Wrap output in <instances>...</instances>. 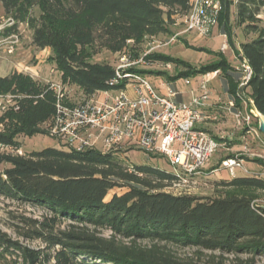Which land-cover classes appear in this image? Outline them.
Masks as SVG:
<instances>
[{
    "label": "trees",
    "instance_id": "16d2710c",
    "mask_svg": "<svg viewBox=\"0 0 264 264\" xmlns=\"http://www.w3.org/2000/svg\"><path fill=\"white\" fill-rule=\"evenodd\" d=\"M217 1L222 6L218 26L229 48L252 70L243 89L250 91L255 109L264 116V0ZM193 2L0 0L5 15L15 20L40 8L42 19L33 29V45L50 49L62 83L76 86L86 98L120 89L128 81L110 85L116 69L93 61L100 51L128 52L130 44L168 35L175 19L186 16ZM233 14L234 27L246 35L255 34L239 48L231 25ZM216 56L218 63L194 74L220 71L230 77L234 69L221 53ZM143 60L149 66L184 67L181 60L157 52ZM186 77L191 76L179 73L169 79ZM6 93L15 104L0 115V148L7 150H0V198L46 212L37 219L20 220V235L43 243L45 249L24 247L0 231V263L14 259L22 264H185L172 248L232 255L233 264H255L264 257V206L242 194L264 192L263 178L214 180L216 187L228 193L217 198L198 197L173 192L176 184L187 179L182 174L126 163L124 155L130 150L104 153L47 147L20 155V136L49 135L44 127L56 114V94L50 85H40L18 72L0 77V94ZM231 95L240 102L235 91ZM216 111L205 108L204 122L211 123ZM13 118L20 120L18 128L10 126ZM116 188L126 191L107 200ZM104 230L110 235L104 236ZM222 257L217 264H223ZM210 260L215 263L214 256Z\"/></svg>",
    "mask_w": 264,
    "mask_h": 264
},
{
    "label": "rangeland",
    "instance_id": "374dc122",
    "mask_svg": "<svg viewBox=\"0 0 264 264\" xmlns=\"http://www.w3.org/2000/svg\"><path fill=\"white\" fill-rule=\"evenodd\" d=\"M261 17L264 19V11ZM41 19L42 12L38 7L31 9L24 19L15 20L13 17L5 15L4 9L0 4V77L11 75L14 72L22 73L40 85L62 84L68 94L66 103L73 104L85 100L86 97L79 88L62 83L61 75L51 59L53 56L51 50H41L33 45V29ZM175 22V25L170 26L168 35L150 38L143 44H130L128 52L113 54L102 50L95 56L93 61L109 63L116 69L123 64L122 57L127 52L125 54V64L131 63V66L127 68L135 72L146 73L142 75L161 96H168L167 84H170L173 89L182 92L175 98V102L190 104L194 99L191 94L192 91L197 97L201 95L198 80L196 79L201 74L195 75L194 73L218 63L220 60L216 56L217 53L223 55L234 71L231 72L228 78L223 74H219L216 79L210 82L208 85L210 98L204 102L205 106L200 107L201 113L205 111V108H211L217 110L218 115L211 119V123L204 122L196 125V128L204 129L210 132L211 135L218 137V139L221 137L223 140L219 141L222 147L199 174L192 177L189 176L173 190L175 194L217 198L222 194L228 193V191L216 187L214 180L232 178L228 170L222 167L223 160L229 156H237L245 160L244 165L248 172L244 173L242 170H237V177L257 176L264 179V166L257 161L261 160L264 162V133L259 130V121L253 114L255 109H253L251 104L250 91L243 89V86H241V77L244 74L237 54L231 47H228L225 51L222 50L224 45H228L226 36L219 26L217 25L208 36H200L195 33L185 32L186 28L182 17L176 18ZM231 25L235 26L234 14L231 18ZM234 31L237 48H239L241 43L250 42L255 38V34L246 35L241 28L234 27ZM174 36H176L175 40L168 44ZM13 46L14 51L9 53L10 47ZM148 46H164L157 48L155 52L181 60L184 63V67L175 65L149 66L144 64L142 58L149 49ZM179 73H186L194 78L191 86L185 85L184 79L176 81L169 79L174 78ZM231 91H235L239 95L240 102L233 98ZM9 98H12V95L7 93L0 94V103L6 102ZM234 112H241L245 118L249 115L251 116L248 126L253 130L252 132L249 133L247 131V125L239 127L236 124V119L233 116ZM1 114L2 112L0 111ZM20 124L18 118L11 119L10 126L12 128H18ZM19 141L21 142L22 148L20 152L22 154L41 151L47 147H66L64 143L49 135L20 136ZM95 149L103 152L101 142L97 144ZM0 150L7 151L1 148ZM120 157L123 158L122 155ZM124 160L129 164L149 165L173 171L166 158L149 156L137 149L126 152ZM125 191V188H116L110 192L107 200H110L114 194L120 195ZM242 194L253 198L255 204L264 206V192L252 191L243 192ZM43 215H46V212L42 209L22 206L11 200L0 198V231L6 233L10 239L24 247L32 250L45 249L43 243L27 240L20 235L23 230V225L20 223L21 218L37 219ZM102 233L104 236L110 235L108 230H104ZM147 244V242L143 243V245ZM172 249L177 258L185 264H210L211 256L215 257L214 264L221 261L219 258L221 256H223V264H233L234 256L232 255L198 251L196 248ZM198 252L201 254H198ZM0 264H22V262H16L13 259L7 263ZM49 264H53V262ZM255 264H264V257L258 258Z\"/></svg>",
    "mask_w": 264,
    "mask_h": 264
},
{
    "label": "built area",
    "instance_id": "2783aa9c",
    "mask_svg": "<svg viewBox=\"0 0 264 264\" xmlns=\"http://www.w3.org/2000/svg\"><path fill=\"white\" fill-rule=\"evenodd\" d=\"M221 10L217 0H194L192 9L182 18L185 32L208 36L218 25ZM175 38L172 37L168 44ZM160 47L164 46H148L143 58ZM228 47L224 45L222 50ZM13 51L14 46L10 47L9 53ZM125 54L123 64L116 68V78L110 82L115 85L128 79L120 89L96 93L81 102L69 104L62 84H51L56 94V114L44 128L51 137L78 152L95 149L100 142L104 153L137 149L149 156L166 158L177 174L187 178L196 176L222 147L210 132L196 128L197 124L204 123L200 107L210 98L208 85L221 74L220 71L198 75L201 95L197 97L192 91L194 99L190 104L176 103L175 98L182 92L167 84L168 96H161L142 74L127 68L131 63L125 64ZM241 66L244 74L241 86H244L251 78L252 70L246 62ZM183 79L185 85L191 86L194 78ZM14 104L13 97L9 98L0 103V111L4 113ZM251 104L255 109L253 102ZM233 116L239 127L250 124V115L245 118L241 112H234ZM247 131L253 130L248 126ZM18 153L22 155L20 151ZM244 163V158L229 156L223 160L222 167L234 178L237 170L248 172Z\"/></svg>",
    "mask_w": 264,
    "mask_h": 264
},
{
    "label": "water",
    "instance_id": "95a60500",
    "mask_svg": "<svg viewBox=\"0 0 264 264\" xmlns=\"http://www.w3.org/2000/svg\"><path fill=\"white\" fill-rule=\"evenodd\" d=\"M254 116L258 119L260 127L259 130L264 133V116L257 110L253 111Z\"/></svg>",
    "mask_w": 264,
    "mask_h": 264
},
{
    "label": "crops",
    "instance_id": "0c3cea01",
    "mask_svg": "<svg viewBox=\"0 0 264 264\" xmlns=\"http://www.w3.org/2000/svg\"><path fill=\"white\" fill-rule=\"evenodd\" d=\"M213 110V109H212Z\"/></svg>",
    "mask_w": 264,
    "mask_h": 264
}]
</instances>
